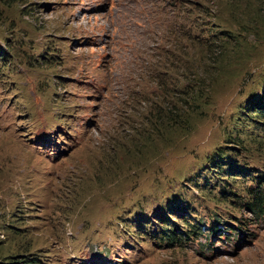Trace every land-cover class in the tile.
I'll use <instances>...</instances> for the list:
<instances>
[{
	"label": "rangeland",
	"instance_id": "374dc122",
	"mask_svg": "<svg viewBox=\"0 0 264 264\" xmlns=\"http://www.w3.org/2000/svg\"><path fill=\"white\" fill-rule=\"evenodd\" d=\"M263 92L264 0H0V264H264Z\"/></svg>",
	"mask_w": 264,
	"mask_h": 264
},
{
	"label": "trees",
	"instance_id": "16d2710c",
	"mask_svg": "<svg viewBox=\"0 0 264 264\" xmlns=\"http://www.w3.org/2000/svg\"><path fill=\"white\" fill-rule=\"evenodd\" d=\"M245 109H246L245 117H247V119L244 120H246L247 125H249L250 122H252L254 129L257 132L262 133L264 135V92L263 95L260 96V98L255 99L254 101L250 102L249 105L245 106ZM215 155L218 156V158L210 161V166L208 170L209 171L208 175L210 176L209 178L218 182L222 199L232 202V200L229 199V197H235L236 195L232 191L228 190L226 187L222 186L221 183H227L229 187L227 178L233 181L239 180L238 179L239 175L246 176V173L244 171L247 169L245 167H239L236 164L233 156H231L233 154H229L227 152H220L219 154H215ZM224 165H227V167H224ZM234 173H238L239 175H235ZM252 177L254 180H257V182L254 186H250L247 189H245L247 195L246 198L249 200L245 201L244 203H235V204H239V206L244 208V210H248L251 213L264 216V189H261V185L264 184L263 182L264 174L257 176L254 175ZM205 182H209V179L207 177L205 178ZM197 189L203 190L200 188ZM180 203H181V207L182 205L184 206L183 204L184 202L180 200ZM173 205H177V204H173ZM167 208L171 209V205L169 207L167 205ZM166 222L170 224L172 223L170 222L169 219H166ZM168 223H162L160 227L158 226L156 227V225L152 224L153 226L156 227L157 230H153V228L150 227L149 228L150 230L144 231V234H141L139 238H143L142 235L145 236L149 235L150 238L156 239L159 242H161V244L167 245L168 247H173V246L178 247L185 245L186 241L191 240V237L196 238L197 236L201 235L199 233L202 230L201 229L202 225H200V223L199 225L191 224L189 221L183 218V224H185V226L183 227L184 230L179 229L180 230L179 233H177L175 229L173 230L169 229ZM140 226L142 230L146 229L145 226H143L142 224H140ZM210 228L211 231H213V233L216 232L215 229L216 226H214V222H212ZM224 234H226V232H224ZM3 264H19V263L13 262V263H3ZM32 264H36V263L33 262Z\"/></svg>",
	"mask_w": 264,
	"mask_h": 264
}]
</instances>
